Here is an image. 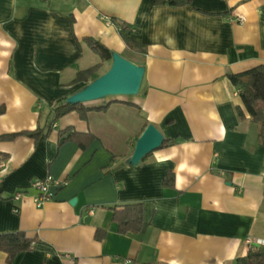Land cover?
I'll return each instance as SVG.
<instances>
[{
  "label": "crops",
  "instance_id": "crops-1",
  "mask_svg": "<svg viewBox=\"0 0 264 264\" xmlns=\"http://www.w3.org/2000/svg\"><path fill=\"white\" fill-rule=\"evenodd\" d=\"M114 23L128 26L133 50ZM87 39L142 70L138 92L83 101L114 102L60 117L44 140L1 139L44 128L56 102L112 68ZM256 68L264 0H0V235L34 240L10 263L0 252V264H237L248 239L264 243V146L229 76ZM148 125L167 144L131 165ZM47 177L58 187L36 208L30 184ZM130 204L143 230L119 234L113 210Z\"/></svg>",
  "mask_w": 264,
  "mask_h": 264
},
{
  "label": "trees",
  "instance_id": "trees-1",
  "mask_svg": "<svg viewBox=\"0 0 264 264\" xmlns=\"http://www.w3.org/2000/svg\"><path fill=\"white\" fill-rule=\"evenodd\" d=\"M192 0H154L155 6H171V7H186L190 6ZM115 24V23H114ZM119 36L124 42V45L133 50L136 47L130 38V31L126 24L116 23ZM88 48H90L97 56L101 58L100 61H108L112 58V53L102 46L100 43L92 40H86ZM101 68V64H96L85 71L79 72L72 84L80 82H88ZM234 86L240 89V95L242 103L248 115L251 117L253 123L259 125L258 142L264 146V71L260 69H251L238 75L229 76ZM114 102H107L99 104L98 106H88L83 103H71L66 99L56 102L51 115L49 116L44 128H37L34 131H25L15 134L2 136L3 140H12L19 136H26L34 141L44 140L48 137L51 128L55 122L62 116L77 112L80 118L84 119L90 112H105L109 105ZM129 104V103H128ZM238 116L243 119V113L238 108ZM4 113V107H0V115ZM172 143V142H171ZM167 142L163 140L162 145H166ZM173 177L171 174H167L164 181L166 187H172ZM112 221L117 225V232L119 234H137L143 230L142 223V207L140 204H130L122 206L113 210ZM34 240L27 238L22 232L1 234L0 235V252L6 254V262L10 263L15 255L23 252H28L31 249ZM237 264H264V248L253 247L251 248L245 257L237 260Z\"/></svg>",
  "mask_w": 264,
  "mask_h": 264
},
{
  "label": "water",
  "instance_id": "water-1",
  "mask_svg": "<svg viewBox=\"0 0 264 264\" xmlns=\"http://www.w3.org/2000/svg\"><path fill=\"white\" fill-rule=\"evenodd\" d=\"M112 68L101 78H98L77 98L67 100L71 103L103 98L114 94H136L142 80V70L136 69L126 61L112 55ZM162 135L152 125H148L138 139L130 164H137L146 154L161 147Z\"/></svg>",
  "mask_w": 264,
  "mask_h": 264
},
{
  "label": "built area",
  "instance_id": "built-area-1",
  "mask_svg": "<svg viewBox=\"0 0 264 264\" xmlns=\"http://www.w3.org/2000/svg\"><path fill=\"white\" fill-rule=\"evenodd\" d=\"M42 2H48L49 0H41ZM240 21H242V19L240 18ZM264 177V175H263ZM55 186L58 187V185L54 184L52 182V180L50 179V177H47L43 180H34L33 182H31L30 187L31 188H35V190L37 191V195L35 196V198H33V203L36 206V208H40L45 202L51 200L53 198V192H51L50 187L51 186ZM23 198V194L22 192H17L14 196H13V200L14 201H21ZM18 211L17 208H14V212L16 213ZM89 213L91 214V210L89 211ZM246 243L248 244V246H251L250 248L253 247H264V243L262 242H253L252 240L248 239L246 241Z\"/></svg>",
  "mask_w": 264,
  "mask_h": 264
}]
</instances>
